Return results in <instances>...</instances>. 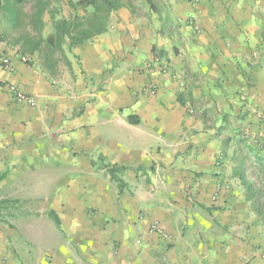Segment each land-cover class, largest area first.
<instances>
[{"label":"crops","instance_id":"crops-1","mask_svg":"<svg viewBox=\"0 0 264 264\" xmlns=\"http://www.w3.org/2000/svg\"><path fill=\"white\" fill-rule=\"evenodd\" d=\"M7 26L0 12V198L28 205L0 216V264H264L236 165L247 140L264 166V0H134L60 79ZM42 163L51 191L21 195Z\"/></svg>","mask_w":264,"mask_h":264},{"label":"trees","instance_id":"trees-1","mask_svg":"<svg viewBox=\"0 0 264 264\" xmlns=\"http://www.w3.org/2000/svg\"><path fill=\"white\" fill-rule=\"evenodd\" d=\"M134 0H66L68 6L76 13L69 17H62L57 20L55 31L52 34L43 36L45 26L44 16L50 10L49 0H0V12L7 18L11 29L21 27H33L37 35L29 31H20L19 36L12 40L14 46L26 57L27 55L38 54L41 67L51 76L59 74V64L64 61L67 67H71V61L67 51L72 48L86 44L91 38L106 31L110 15L113 11L122 7H132ZM29 2L34 3L31 14H27L23 6ZM81 10L83 14L78 11ZM6 32H3V36ZM10 42V41H9ZM11 43V42H10ZM27 63H30L27 61ZM113 180L118 182L120 189L124 188L125 182L119 176L118 170H125L123 165H106ZM139 168L137 170H140ZM264 185V166L261 167ZM6 172L0 173V180ZM246 182V181H244ZM264 200V191L261 192ZM12 202H18L11 200ZM6 202V201H5ZM50 215L57 219L56 214L51 211ZM259 215L264 221V201L259 204Z\"/></svg>","mask_w":264,"mask_h":264},{"label":"rangeland","instance_id":"rangeland-1","mask_svg":"<svg viewBox=\"0 0 264 264\" xmlns=\"http://www.w3.org/2000/svg\"><path fill=\"white\" fill-rule=\"evenodd\" d=\"M50 1V10L45 13L44 21L45 26L42 31L44 37L49 34L54 33L56 22L58 19L62 17L69 18L73 16L76 11H73L67 4L65 0H49ZM25 12L29 15L33 12L34 3L29 2L23 6ZM80 14H83L81 10L78 11ZM3 14V13H2ZM26 28L37 35V31L33 27L22 26L21 29H11L9 23L8 26L5 28L4 37L7 38L8 41L11 42L12 45L14 39H16L20 31H25ZM29 56V57H28ZM27 59L31 63L33 61L31 55H28ZM39 57V55L37 54ZM32 59V60H31ZM65 63L61 61L59 64V74L54 77L57 79L61 78V69H64ZM63 80V79H62ZM244 149L246 150L245 156H242V159H238V164L244 168L248 169V173L244 172L240 174V179L246 189L247 193V200L249 202V206L251 211L259 216V219L264 223L261 216L259 215V204L263 203V197L261 196V192L264 191L263 185V175L261 173V168H259V162L257 160V150L259 149V145L247 141L243 142ZM46 159L43 161L45 162ZM55 175L50 174L48 172V165L46 163L40 164L35 171L29 172L23 175L24 178V186L23 190L21 191V195H32V194H41L43 196H47L51 191V187L53 185L51 183L54 182ZM246 181V182H244ZM10 198H0V216L6 219L8 222L10 220H14L15 213H19L23 211L24 208H27V202H12ZM6 201V202H5ZM44 201L42 200V203ZM42 203H39L37 207L43 206Z\"/></svg>","mask_w":264,"mask_h":264},{"label":"built area","instance_id":"built-area-1","mask_svg":"<svg viewBox=\"0 0 264 264\" xmlns=\"http://www.w3.org/2000/svg\"><path fill=\"white\" fill-rule=\"evenodd\" d=\"M0 69H5L8 71H13L14 67H13V63H12V58L10 55H5L2 54L0 55ZM154 86L150 87V91L151 92H155L153 88ZM11 92L14 94V96L21 101H27L30 104H33L34 100L31 96L28 95V93L25 92L24 89H22V87L20 85H11L10 86ZM151 232H155L163 237H166L165 232L163 231V229L158 225L155 224L151 227Z\"/></svg>","mask_w":264,"mask_h":264}]
</instances>
